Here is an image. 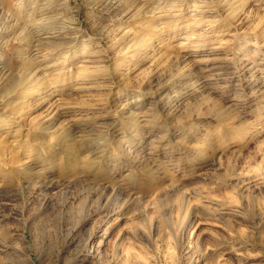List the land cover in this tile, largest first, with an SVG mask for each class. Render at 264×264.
I'll list each match as a JSON object with an SVG mask.
<instances>
[{
  "label": "clouds",
  "instance_id": "obj_1",
  "mask_svg": "<svg viewBox=\"0 0 264 264\" xmlns=\"http://www.w3.org/2000/svg\"><path fill=\"white\" fill-rule=\"evenodd\" d=\"M0 264H264V0H0Z\"/></svg>",
  "mask_w": 264,
  "mask_h": 264
}]
</instances>
